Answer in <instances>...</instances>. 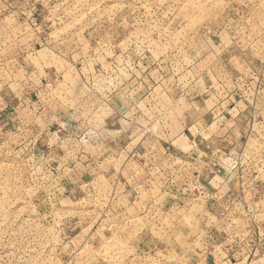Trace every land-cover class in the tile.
I'll use <instances>...</instances> for the list:
<instances>
[{
  "label": "rangeland",
  "instance_id": "obj_1",
  "mask_svg": "<svg viewBox=\"0 0 264 264\" xmlns=\"http://www.w3.org/2000/svg\"><path fill=\"white\" fill-rule=\"evenodd\" d=\"M152 168L166 215L128 217ZM196 229L264 254V0H0V264H183Z\"/></svg>",
  "mask_w": 264,
  "mask_h": 264
},
{
  "label": "crops",
  "instance_id": "obj_2",
  "mask_svg": "<svg viewBox=\"0 0 264 264\" xmlns=\"http://www.w3.org/2000/svg\"><path fill=\"white\" fill-rule=\"evenodd\" d=\"M40 86L42 85H35L34 90L37 91L38 88H40ZM27 94L28 93H25L24 98H20V102L16 104L17 106H14L15 104L9 101L5 103L3 107L4 108L7 107L6 109L8 112L14 109L15 112L17 110L18 113L21 112V114L22 113L24 114L25 110L27 111V108L29 106L35 107L34 99L32 97H28ZM28 112H30V110H28ZM31 112H35V111L31 110ZM52 129L53 131H57V133L59 134V130H57V127H53ZM135 133L136 132L133 131L132 126L124 131L118 132L120 140H118L117 144L120 143L119 141H121L123 144H125V146L124 145H121L120 147L114 146V148L117 149L116 152L118 151V153L130 154L131 158L137 160L138 158L137 156H139V152H138L139 148H135L138 140V139L133 140ZM132 141L135 142L134 146H132L131 149L128 151L127 150L128 146L131 143H133ZM112 151L113 149H109V148L107 149L103 148L102 150H97L95 147H91L88 149V151H84L85 154L88 153L93 157L95 155L94 158H91L92 160L88 161L85 164L86 167H90L91 170L94 172L93 174L97 173V171L98 173H100V171L103 170L101 168V163L106 158L105 156L102 157L97 156L98 159L96 161V153L98 155H105V154L108 155ZM62 152L63 151L59 150L58 153H62ZM159 166H164V163H159ZM157 174H158V169L152 168L150 170H146V177H144L142 181H138L137 184L139 190L133 193L132 196L128 199L127 206L124 209V213L127 216L128 215L136 216L140 214L141 211L138 207L139 205H143V208L146 207L144 212L148 214L149 218H153V217L158 218L160 217V215H166L165 214L166 210H164L165 208L163 207V205H161L157 209L155 208L154 205V203H156L158 200L162 198H166L164 197V193L161 191L162 186L160 183L162 180L160 179V177H156ZM155 228L157 231H159L161 229V226L157 224L154 225L152 224L150 228H148V230H150L151 233L152 232L155 233L156 231ZM196 233L200 234L201 236L203 234L202 231L197 232V229H196ZM202 237L203 238L199 240H196L197 237L193 239L191 238L189 246L191 248L192 255L190 256L189 253H186L185 254L186 257L183 261V264H264V254L252 255L245 247H242L241 249L238 248L235 250H232V248L222 249V247H220V245H218L217 242H215L212 237H209L208 232L205 233ZM164 249H166V246H164Z\"/></svg>",
  "mask_w": 264,
  "mask_h": 264
},
{
  "label": "built area",
  "instance_id": "obj_3",
  "mask_svg": "<svg viewBox=\"0 0 264 264\" xmlns=\"http://www.w3.org/2000/svg\"><path fill=\"white\" fill-rule=\"evenodd\" d=\"M2 121H3V120H2ZM2 121H1V122H2ZM7 123H8V122H7ZM17 123H18V121H17ZM6 130H7V129H6ZM55 132L57 133V131H55ZM54 135H55V134H54ZM51 147L55 148V147L52 146V145H51ZM150 167H151V166H149L148 168H150Z\"/></svg>",
  "mask_w": 264,
  "mask_h": 264
}]
</instances>
